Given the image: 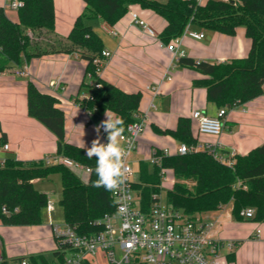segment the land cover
<instances>
[{"label":"trees","instance_id":"1","mask_svg":"<svg viewBox=\"0 0 264 264\" xmlns=\"http://www.w3.org/2000/svg\"><path fill=\"white\" fill-rule=\"evenodd\" d=\"M16 20L10 19L0 7V74L21 69V59L28 64L33 59L51 55H75L85 62L81 87L89 88L85 98H75L74 103L85 111L89 123L98 124L106 112L114 119L128 124L139 114L141 92L125 93L99 77L102 65L94 63L101 58V37L88 24L99 19L112 26L120 20L131 5H139L157 14L165 22L157 39L162 45L182 37L193 25L198 30L216 32L234 37L243 29L250 48L243 58L223 62H207L190 57H180L177 64L197 71L202 78L192 82L193 88L206 92L208 103L219 109H232L260 97L264 93V0H82L85 11L77 16L65 39L54 34L53 0H20ZM27 30L31 31L29 35ZM39 38V41H34ZM44 40L45 42H43ZM86 80V81H85ZM27 115L44 126L56 138L58 157L73 160L90 169L86 183L62 165H45L43 160L24 162L7 157L0 160V223L3 226H39L48 197L37 191L33 180L51 175L60 176L61 197L58 204L63 221L76 227L80 233H95L100 228L92 222L114 211L111 190L94 187L96 157L88 159L83 148L65 140V116L59 100L40 91L32 81L26 82ZM159 135L170 136L177 143L195 147L191 119L179 117L174 129H155ZM5 144V134L0 129V146ZM159 164L139 163V176L133 185L143 203L149 205L152 196L160 194L162 170L171 171L173 187L165 192L166 203L187 215L212 212L231 205L232 218L239 222L240 211L252 208L251 221L264 223V142L246 155H235L228 166L208 151H191L185 154L163 155ZM5 208L8 214H2ZM58 255L43 253L19 257L28 264H51ZM232 255L227 258L231 259ZM2 257L5 258L2 252Z\"/></svg>","mask_w":264,"mask_h":264},{"label":"crops","instance_id":"2","mask_svg":"<svg viewBox=\"0 0 264 264\" xmlns=\"http://www.w3.org/2000/svg\"><path fill=\"white\" fill-rule=\"evenodd\" d=\"M3 2L4 0H0V7L10 19L16 20V11H7ZM53 3L54 34L65 39L77 16L85 11L86 5L82 0H53ZM128 9L144 20L157 35L165 26L162 18L151 10L143 9L139 5H131ZM88 24L101 37L103 51L109 54L102 63L99 77L125 93L139 91L142 94L138 110L145 118L146 125L131 155V164L149 163L154 151L158 150L175 154L180 143L170 136L157 134L155 129H174L179 117L191 119L193 135L197 136L196 147L201 148L199 151L212 145L215 147V154L223 159L233 160L235 155H246L264 142V93L244 105L226 109L220 135L214 138L203 137L197 134L191 113L198 110L206 116L214 117L218 109L208 103L204 89L192 86V82L202 78V75L194 69L178 66L166 45L135 26L128 12L112 26L99 19L90 20ZM187 29L203 34L200 40L185 35L180 37L179 51L195 60L213 63L243 58L250 48V41L245 37L243 29H238L234 37L198 30L193 25ZM27 33L32 34L29 30ZM33 40L36 42L39 38ZM20 66L26 68L25 77L16 76L13 72L0 74V129L5 134V144L0 146V160L12 157L24 162L38 161L53 156L56 152L55 136L27 115L25 91L28 80L40 91L59 100V107L65 116V140L86 152L97 138V124L89 123L88 114L74 103L75 98L81 99L89 95V88L81 87L85 62L75 55L60 54L33 59L28 64L22 58ZM238 107L241 110L235 111ZM106 113L114 118L112 113ZM105 119L104 114L102 120ZM99 136L103 143L102 136ZM51 176L33 180V187L37 190L36 185ZM87 179L88 176L85 180H80L86 183ZM170 189L171 187L168 190ZM37 191L45 193L49 201L51 190L41 186ZM198 216L213 224L211 235L214 239L233 243L232 251L224 247L220 249L218 264H264V223L244 218L242 221H235L231 215L230 204ZM18 227L22 226H3L0 223V246L6 259L10 260L25 253L29 256L38 253L46 256L52 254L55 243L48 224L26 226L32 227V232L37 230V240L28 244L26 251L11 249L7 241L10 242L13 235L24 233ZM6 248L11 254L6 252ZM229 255H232L231 259L227 258Z\"/></svg>","mask_w":264,"mask_h":264},{"label":"built area","instance_id":"3","mask_svg":"<svg viewBox=\"0 0 264 264\" xmlns=\"http://www.w3.org/2000/svg\"><path fill=\"white\" fill-rule=\"evenodd\" d=\"M195 1L203 3L204 0ZM21 5L20 0H8L10 10L16 11ZM128 13L135 26L150 37L157 38L154 29L136 13L130 9ZM183 35L196 40L203 38L201 32H189L188 29ZM179 43L180 38L166 45L167 51L176 61L184 56L178 49ZM108 57L109 54L102 51L101 58L94 60V63L102 65ZM14 73L16 76L25 77L26 68L17 69ZM225 115L226 109H219L214 117L195 110L191 113V118L196 124L198 135L217 137L222 131V120ZM134 119L120 137L122 146L129 151L125 158L126 179L117 189L111 190V198L115 204L114 211L93 221L92 225L100 229L90 234L80 233L76 227L64 221L61 224H54L49 220L48 225L55 243L54 250L58 253L51 264H218L220 249L224 247L232 251L234 246L231 242L224 243L212 237V223L204 217H199V214L187 215L171 208L165 198H161V194L153 195L151 203L146 206L135 191L133 185L137 182V178L130 159L146 123L145 118L140 114L135 115ZM99 134L103 138V144H106L107 133L101 130ZM4 149H7L6 145ZM200 149V147L180 144L175 154H185ZM203 150L213 153L216 159L228 166L233 163V160L223 159L215 154V147L212 145L205 146ZM162 154L171 155L167 150H163ZM150 161L152 164H159L160 158L155 155V151ZM43 162L45 165H62L78 176H88L90 173L89 168L55 154L45 157ZM163 182H168L166 170H162L161 184ZM169 183L173 185V179ZM45 210L48 213L53 210L49 201ZM1 213L5 215L8 211L1 208ZM253 215L252 208L240 211V216L244 219H251ZM0 264H28V262L8 260L0 255Z\"/></svg>","mask_w":264,"mask_h":264},{"label":"clouds","instance_id":"4","mask_svg":"<svg viewBox=\"0 0 264 264\" xmlns=\"http://www.w3.org/2000/svg\"><path fill=\"white\" fill-rule=\"evenodd\" d=\"M106 119L96 126L97 138L87 149L86 156L88 159L96 157L95 174L97 180L94 187H103L105 190L117 189L126 179L125 158L128 149L122 146L120 137L123 131V121L114 119L105 113ZM103 130L107 133V143L100 141L99 133ZM84 147V143H83Z\"/></svg>","mask_w":264,"mask_h":264},{"label":"rangeland","instance_id":"5","mask_svg":"<svg viewBox=\"0 0 264 264\" xmlns=\"http://www.w3.org/2000/svg\"><path fill=\"white\" fill-rule=\"evenodd\" d=\"M4 4V8L7 10V11H13V10H10L8 8V0H4L3 2ZM15 12V11H13ZM189 31V30H188ZM189 32H192V31H189ZM187 37V35H185ZM43 42H45L44 40H42ZM240 111L241 108L238 107L236 108L235 111ZM203 137H207V138H214V137H211V136H206V135H202ZM149 164V170H150V167L152 165L151 161L148 163ZM132 166V170L136 176V178L138 179V176H139V163H135L133 162L131 164ZM166 176L168 177V182H163L161 184V187L163 189V192H161V198L164 199L165 197V192L166 190H168L170 187L172 188L173 185L171 186V184H169V181L171 180L172 178V172L171 171H166ZM81 180H85L86 179V175H80L79 176ZM60 178L58 175H54V176H51L49 179H46V180H41V182H39L37 185H36V188L37 190L41 189V186H45L47 188V190H51L50 193H49V203H51V206L53 207V210L48 213L46 210H43L42 212V224L41 225H47L48 224V221L50 220L51 222H53L54 224H61L62 221H63V216H62V210L58 204V200H59V197H60V190H61V187H60ZM19 228V227H18ZM20 230H22L24 233L22 234H19V235H16V236H12L11 238V241H7V244L9 245V247H11V249H14L15 251H17L18 249H20L21 251L23 249H25L24 251H26V247L28 246V244H32L34 243L36 240H37V237H38V233H37V230L35 231V229L33 230L34 232H32V227H20L19 228ZM7 244H6V247H7ZM8 248V247H7ZM6 248V252L8 254H11V251ZM2 249H1V246H0V255H2ZM46 254H49V251H46L45 252ZM28 253H25V255H22V256H17L13 259H10V260H14V259H17L19 257H28L29 255H27ZM13 255V254H12ZM50 255V254H49Z\"/></svg>","mask_w":264,"mask_h":264}]
</instances>
